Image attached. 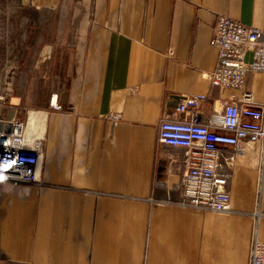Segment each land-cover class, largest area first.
<instances>
[{
  "label": "crops",
  "instance_id": "0c3cea01",
  "mask_svg": "<svg viewBox=\"0 0 264 264\" xmlns=\"http://www.w3.org/2000/svg\"><path fill=\"white\" fill-rule=\"evenodd\" d=\"M17 1L0 135L12 118L44 125V159L38 183L0 181V264H250L264 142L228 149L231 210L214 212L178 203L185 150L158 136L186 96L205 97L204 122L246 93L264 105V72L241 90L210 80L216 17L264 32V0Z\"/></svg>",
  "mask_w": 264,
  "mask_h": 264
},
{
  "label": "built area",
  "instance_id": "2783aa9c",
  "mask_svg": "<svg viewBox=\"0 0 264 264\" xmlns=\"http://www.w3.org/2000/svg\"><path fill=\"white\" fill-rule=\"evenodd\" d=\"M211 45L218 62L211 85L241 90L250 72H264V32L225 15L213 26ZM204 96H186L174 119L165 118L159 126V142L183 148L185 172L181 177L180 205L214 212L231 210L232 178L228 149L242 152L245 142H264V105L255 104L252 94L227 102L222 114L207 122L194 111ZM10 129L0 135V181L38 183V170L44 159V136L28 134V123L8 119ZM263 212L256 213L258 225ZM250 264H264V241L257 235Z\"/></svg>",
  "mask_w": 264,
  "mask_h": 264
},
{
  "label": "rangeland",
  "instance_id": "374dc122",
  "mask_svg": "<svg viewBox=\"0 0 264 264\" xmlns=\"http://www.w3.org/2000/svg\"><path fill=\"white\" fill-rule=\"evenodd\" d=\"M19 3L17 0H0V68L6 67L7 62V24L12 22L22 21V12L18 10ZM15 12V14H13ZM20 18V19H19ZM16 44L21 43L20 40L15 41ZM16 56L15 58L20 57V53L23 54L24 47L23 45H19V47L15 48ZM2 81V87H8L15 85V82H18L16 79H5ZM10 83V84H9ZM32 115V114H31Z\"/></svg>",
  "mask_w": 264,
  "mask_h": 264
},
{
  "label": "bare ground",
  "instance_id": "6f19581e",
  "mask_svg": "<svg viewBox=\"0 0 264 264\" xmlns=\"http://www.w3.org/2000/svg\"><path fill=\"white\" fill-rule=\"evenodd\" d=\"M43 126H44V125H36V126L33 128L32 131H29V128H28V134L32 135V134H34V133H38V131H39L40 128H41V130L44 129ZM28 127H29V124H28ZM38 134H40V133H38Z\"/></svg>",
  "mask_w": 264,
  "mask_h": 264
}]
</instances>
